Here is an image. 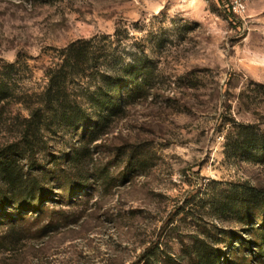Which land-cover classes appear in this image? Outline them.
<instances>
[{"label":"rangeland","instance_id":"rangeland-1","mask_svg":"<svg viewBox=\"0 0 264 264\" xmlns=\"http://www.w3.org/2000/svg\"><path fill=\"white\" fill-rule=\"evenodd\" d=\"M235 1L0 0V69L15 63L0 151L46 107V73L74 41L110 38L101 69L148 64L151 84L126 92L99 138L48 118L14 156L45 198L21 214L26 192L0 182V264H264L249 229L264 163L226 148L241 124L264 131V0ZM99 79L70 81V98L83 103Z\"/></svg>","mask_w":264,"mask_h":264},{"label":"trees","instance_id":"trees-1","mask_svg":"<svg viewBox=\"0 0 264 264\" xmlns=\"http://www.w3.org/2000/svg\"><path fill=\"white\" fill-rule=\"evenodd\" d=\"M99 39L77 40L61 51V64L46 73L48 83L43 91V103L46 107L34 110L23 124L17 139L0 151V182L9 190L26 192L25 201L17 203L18 212L21 214L28 209L41 212L40 207L45 195L41 191L37 176L21 174L16 169L14 156L27 155V152L35 147L37 136L48 118L62 120L68 126H79L83 136L89 135L95 140L101 134L99 127L112 113L121 108L126 92L127 94L138 93L151 86L148 81L150 73L148 64L128 61L110 69H101L104 63L107 64L108 57L114 55L112 51L115 48L110 45L113 42L110 38L109 40H107L108 37ZM104 40L106 42H103ZM14 67L15 63H7L0 69L2 74L0 106L5 100L15 95L12 79L8 75H3L4 69L12 72ZM91 75L100 76L95 90L84 98L83 103L76 98L72 100L68 93L70 81ZM88 108H94L95 112H89ZM1 116L2 113H0V119ZM236 128L233 134L227 135V150L232 155L245 156L254 162L264 163V131H258L251 125L243 124ZM77 184L81 188L84 186L80 182ZM6 202V200H0L1 205ZM258 202H261L262 213L255 218L257 226L252 225L249 229L255 228L259 231L257 248H260L264 256V195ZM247 214L242 215L241 219L249 225L251 219L246 217ZM249 245L250 243L244 244V248L248 249ZM219 257L218 253L205 255V258L211 262H217Z\"/></svg>","mask_w":264,"mask_h":264},{"label":"built area","instance_id":"built-area-1","mask_svg":"<svg viewBox=\"0 0 264 264\" xmlns=\"http://www.w3.org/2000/svg\"><path fill=\"white\" fill-rule=\"evenodd\" d=\"M244 5L242 2L236 0L234 3H232L233 10L239 12L243 9Z\"/></svg>","mask_w":264,"mask_h":264}]
</instances>
